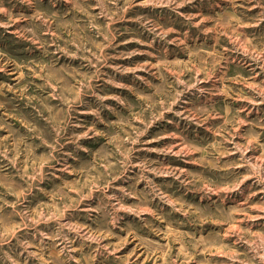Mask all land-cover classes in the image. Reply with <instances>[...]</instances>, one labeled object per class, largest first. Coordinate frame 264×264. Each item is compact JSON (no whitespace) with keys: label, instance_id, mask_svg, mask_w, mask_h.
<instances>
[{"label":"rangeland","instance_id":"obj_1","mask_svg":"<svg viewBox=\"0 0 264 264\" xmlns=\"http://www.w3.org/2000/svg\"><path fill=\"white\" fill-rule=\"evenodd\" d=\"M0 264H264V0H0Z\"/></svg>","mask_w":264,"mask_h":264}]
</instances>
